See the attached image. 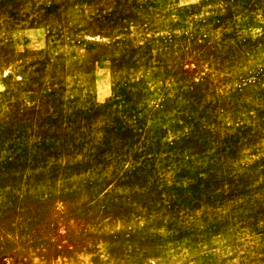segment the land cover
<instances>
[{
    "label": "rangeland",
    "instance_id": "obj_1",
    "mask_svg": "<svg viewBox=\"0 0 264 264\" xmlns=\"http://www.w3.org/2000/svg\"><path fill=\"white\" fill-rule=\"evenodd\" d=\"M0 264H264V0H0Z\"/></svg>",
    "mask_w": 264,
    "mask_h": 264
}]
</instances>
